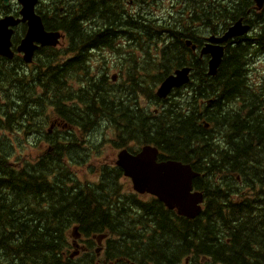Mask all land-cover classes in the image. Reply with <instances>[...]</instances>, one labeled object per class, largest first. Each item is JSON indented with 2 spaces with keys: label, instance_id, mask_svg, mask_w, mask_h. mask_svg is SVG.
<instances>
[{
  "label": "trees",
  "instance_id": "obj_1",
  "mask_svg": "<svg viewBox=\"0 0 264 264\" xmlns=\"http://www.w3.org/2000/svg\"><path fill=\"white\" fill-rule=\"evenodd\" d=\"M93 2L107 5L116 15L109 14L103 24H98L99 18L83 17L80 7L78 12L68 10L59 18L57 29L67 41H73L75 48L89 44L92 52L104 51V46L115 51V38L121 39L122 65L132 73L129 83L138 97L153 103L154 87L172 70L185 66L192 69L186 87L176 91L174 100L164 101L166 110L152 118L151 112L138 105L133 110V120L137 123L138 143L156 147L160 151L159 160L187 163L199 172L193 187L207 195L205 208L196 219L187 220L167 211L154 198L142 202L135 195L126 196L124 185L118 184L121 173L114 167H100L101 175L96 181L85 176L80 180L75 164L85 162L88 155L98 157L99 147L88 154L87 149L78 150L76 142L69 145L59 142L41 148L31 145L35 154L29 158L16 154L15 151L23 150L24 143L8 141L4 133L22 135L24 130L44 133L43 106L27 110L22 97L19 108L6 114L8 126L0 129V250L9 253L17 246L25 253L27 264H264V233L251 235L250 230L251 225L261 227L264 222V194L257 195L260 203L254 206L236 204L230 200L231 192L240 195L242 183L235 178L225 180L223 174L225 166L232 177L237 175L241 180L250 179L254 170L259 179L264 178V77L258 92H252L247 80L251 76L248 58L259 56L261 37L228 41L218 71L210 78L206 74L207 57L200 58L185 46V41L191 40L201 47L202 33L189 30L196 23L216 20L218 24L228 23L229 10L224 8L227 0L217 1L214 17L209 15L211 11L208 16L168 17L165 27L163 21L156 20L144 32H132L134 20L122 16L125 0H90L92 13L96 10ZM85 19L97 26L88 29V38ZM236 20L237 17L231 22ZM118 21H122L123 28L111 33L109 25ZM215 26L209 34L220 33ZM63 56L60 54V59ZM99 58L106 66L96 68L97 75L90 74L89 86L75 92L84 104L81 111L62 107L63 100L72 95L70 78L66 79L64 73L69 65L75 64V59L58 65V87L49 99L60 108L61 118L68 124L73 121L81 134L84 129L93 132L102 119L119 124L116 119L119 112L125 122L130 121L125 117L132 116L120 85L109 83L106 55ZM81 69V65H75L74 73ZM213 97L224 102L238 99L240 105L236 111H221L227 123L224 129L227 147L219 152L223 166L215 158L211 125L214 103L200 106L201 100ZM24 116H28L29 124L21 127ZM205 125L210 128L205 129ZM125 131L128 132L127 125L123 126ZM128 140L120 139V146L124 147ZM89 170L94 173L92 167ZM211 175L218 176L219 182L222 179L221 189ZM73 236L86 239L90 247L91 237L104 236L106 248L100 258L90 249L70 260L68 249Z\"/></svg>",
  "mask_w": 264,
  "mask_h": 264
},
{
  "label": "flooded vegetation",
  "instance_id": "obj_2",
  "mask_svg": "<svg viewBox=\"0 0 264 264\" xmlns=\"http://www.w3.org/2000/svg\"><path fill=\"white\" fill-rule=\"evenodd\" d=\"M21 1L0 0V129L8 126L9 117L6 114L18 109L23 97L27 110H37L40 106H43L44 112L41 116L42 131L44 133L37 130H24L22 133L24 146H26V143L27 145L40 148L58 144L59 142L67 145L75 142L85 143L89 136V129H84L82 134L79 130H75L73 121L70 124L65 122L59 115L60 108L56 106L55 102L49 100L58 87L59 62L61 61V64H63L64 62L67 63L68 61L76 60L74 62L75 64L69 65L70 68H67V72L64 73V77H67L66 79L70 78L71 80L75 78V75L82 74V72L87 76H90V74L97 75L96 68L106 66L105 63H101V59L99 58L102 54L106 55V64L109 66L108 73L112 71L117 72L119 81H126L128 83V80L132 79V73L125 66H122L123 42L121 39L115 38L113 43L115 51L104 46V51L95 49L92 52L91 45L89 46V44L84 48H75L73 41H67L66 36L58 31L57 25L59 18L64 16L68 10L78 12L80 7L83 8V17L91 16L92 18H99L98 24H103L109 14H116L113 9L108 10V6L102 5L101 2H93V8L96 10L92 13L91 3H89L90 0H35L32 11L34 16L39 18L44 30L48 33L57 31L61 33V40L59 39L60 41L58 40L55 46L51 44L42 45L36 36L29 41L27 40L29 25L28 21L24 18L26 14H24L25 11ZM125 1L122 16L126 18L131 17L134 20L131 24V31L144 32L156 20L163 21V27H165V18L168 17L187 18L208 16L209 11H211L209 15L214 17L218 0ZM134 1L137 2L135 3ZM224 8L229 10L228 23L236 17L239 19L242 18L243 24L249 28L248 34L240 37L242 40L251 41L250 39L261 37L259 57L264 58V0H262L259 8L255 5V0H227ZM217 22L218 20L216 22L212 21L211 23H196L189 30L191 32L199 31V33H207ZM84 24L86 37L88 38V29H96L97 26L94 27L86 19ZM103 28L105 27L103 26ZM109 28L111 33H118L123 28L122 21L116 22L114 26L112 24L109 25ZM30 47L32 48V52L29 60H27L28 48ZM66 48L67 50L65 51ZM60 54L65 56L60 59ZM255 57L258 56L252 55L254 61ZM75 65L82 66V69L77 74L74 73ZM263 77L264 73L262 74ZM43 96H45V103H42ZM73 103L74 101L63 102L62 107L69 108L68 106H70L73 108ZM208 103H214L212 135L216 146L215 158L217 163L222 165L219 152L227 147V137L224 133L227 123L223 119L221 111H236L240 105L238 99L224 102L214 97L208 100ZM70 116H74V114L71 113ZM20 124L21 127L28 125V116H24V123L20 120ZM4 135H11V132H6ZM17 135L21 134L18 133ZM231 139H235V137L232 136ZM223 168V174L226 176L225 180L235 178L238 183H242L240 186L241 194L238 195L231 192V201L236 202V204L242 202L244 207L249 205L254 206V204L260 203L257 195L264 194V186H262L264 185V178L259 179L256 170H254V174L252 172L250 173V175L253 174L250 179L241 180L237 175L232 177L230 169L225 166ZM96 170L98 169L96 168ZM237 220L235 219V221ZM106 240L107 238H104L98 243L96 237L93 236L90 238V247L86 243V239L74 236L73 244L68 249V258L74 260L81 254H85V250L90 251L91 249L96 252V248L99 249V253H96V256L100 258V255H102L106 248ZM14 247L9 253L0 250V264H27L25 253L19 251L16 248L17 246Z\"/></svg>",
  "mask_w": 264,
  "mask_h": 264
},
{
  "label": "water",
  "instance_id": "obj_3",
  "mask_svg": "<svg viewBox=\"0 0 264 264\" xmlns=\"http://www.w3.org/2000/svg\"><path fill=\"white\" fill-rule=\"evenodd\" d=\"M258 6L262 0H255ZM22 5L28 21L29 29L27 40L34 36L42 45L51 44L55 46L61 35L58 32L48 33L44 30L39 18L34 16L32 8L35 0H22ZM248 31L247 26H242L241 21L231 26L221 38L210 37L207 43L200 49V55L208 56L207 76L214 77L221 64L223 47L220 44L228 39L243 36ZM187 47L190 42L185 43ZM195 51V46H190ZM32 48H28V59ZM190 68L175 70L160 83L156 95L165 99L173 89L183 87L189 82ZM158 151L151 146H145L136 155L121 151L117 155L116 165L123 170L124 176L130 178L132 188L139 194H150L156 196L169 210L188 219H194L201 212L203 197L201 193H192V179L196 173L189 165L179 162L168 161L157 163Z\"/></svg>",
  "mask_w": 264,
  "mask_h": 264
},
{
  "label": "rangeland",
  "instance_id": "obj_4",
  "mask_svg": "<svg viewBox=\"0 0 264 264\" xmlns=\"http://www.w3.org/2000/svg\"><path fill=\"white\" fill-rule=\"evenodd\" d=\"M125 51H129V50L127 48H125ZM248 61L251 64V67H250L251 76L250 77L248 76V78H247V80H249L248 84L251 85L252 90H253L252 92H258L262 86L261 81H262V74L264 73V58L258 56V57H255V61H254L252 56H250L248 58ZM113 74H116V73H113ZM115 81H117V79ZM110 84L114 85V83H110ZM139 106L143 107V108L146 107L145 101L140 100ZM167 106H168V103H167ZM131 124L134 125V122L132 121ZM95 134L97 135V137L94 136V138L92 137L91 140L100 142V144H99L100 154L98 155L100 157V160H97V161L92 160L91 163L93 165H96L98 162H100V163H105L106 165H110L111 161L114 162L116 160L117 154L119 152V149H117L118 141H115L114 140L115 137L113 136L114 135V129H107L105 126V128L103 130L101 129V130L95 132ZM6 136L7 137H5V139H8V141L16 142V141L20 140V141L24 142V138L22 137V135L11 134V135H6ZM102 141H105V142L102 143ZM77 144L79 145L78 150H80V151L88 149L90 146L88 141H86L85 143H77ZM30 147H31V145H27V143H26V146H24V148L21 152L18 150V151H15V153L16 154L19 153L20 155L29 158L32 154H35L34 153L35 151L31 150L33 147L32 148H30ZM130 147H135V144L134 143L131 144ZM93 156H94V154H93ZM89 157H90V155H89ZM76 172L78 174V178L80 180H83L84 179L83 178L84 170H81V171L76 170ZM97 174H98L97 172L94 174H87L86 173L85 179L91 180V181H96ZM211 177L216 179L215 185L220 186V188H218V189H221L222 184H221V181L219 182L218 176L211 175ZM122 183L128 184L126 179H124V178L122 179ZM125 191H131V189L127 187L125 189ZM147 199H148V197H142V200H147ZM260 225H261V227L256 226L255 224L251 225V227H250L251 235L264 233V222H262ZM168 253H166L164 256L167 257Z\"/></svg>",
  "mask_w": 264,
  "mask_h": 264
},
{
  "label": "bare ground",
  "instance_id": "obj_5",
  "mask_svg": "<svg viewBox=\"0 0 264 264\" xmlns=\"http://www.w3.org/2000/svg\"><path fill=\"white\" fill-rule=\"evenodd\" d=\"M224 159V158H223ZM226 164V163H225ZM219 171V170H218ZM220 173V172H219Z\"/></svg>",
  "mask_w": 264,
  "mask_h": 264
}]
</instances>
